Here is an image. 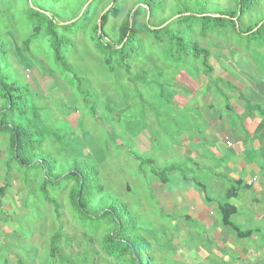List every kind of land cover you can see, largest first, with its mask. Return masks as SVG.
Returning a JSON list of instances; mask_svg holds the SVG:
<instances>
[{"label":"rangeland","instance_id":"374dc122","mask_svg":"<svg viewBox=\"0 0 264 264\" xmlns=\"http://www.w3.org/2000/svg\"><path fill=\"white\" fill-rule=\"evenodd\" d=\"M85 1L62 0L53 6L44 0H0V37L7 50L4 61L11 64L15 79L37 96L31 101L28 119L31 123L35 113L42 126L60 139L44 134L40 151L56 162L55 175L69 171L74 160L96 166L102 194L91 210L102 211L112 199L127 203L155 251V264H241L236 255L242 243L230 240L221 224L210 228L194 220L192 201L200 196L196 184L204 183L198 176L206 172L198 170L204 163L191 160L190 144L204 122L223 125L224 115L230 114L224 109L225 97L236 112L242 110L240 95L253 90L264 94V48L244 52L217 35L209 34L205 40L194 35L212 56L208 61L213 72L207 76L199 60L188 62L186 69H175L166 44L151 45L145 39L141 58L126 74L109 67L90 39L98 15L108 10L109 0H101L90 25L71 37L75 49L69 58L73 71L84 79V88L94 93L96 110L91 113L72 77H60L55 71L44 30L30 44L29 56L20 49L33 31L24 15L28 3L52 9L68 21L84 9ZM160 1L163 4L152 13L150 28H160L175 12L213 16L207 5L219 12L235 10V0ZM143 8L139 0H126L122 16L108 17V42H117L118 28L129 12H139L137 23L142 28L147 20ZM260 10L264 11V0L242 23L247 25ZM176 30L171 27L169 31ZM6 146L7 137L0 135V264H127L103 252L107 223L96 231L85 227L73 213L67 188L51 193L60 206L57 222L53 208L38 192L41 174L30 173L24 180L21 173L6 172ZM138 158L152 163L140 165ZM167 167L184 168L186 173L176 170L161 184L151 172ZM57 231L61 236L51 257L50 239Z\"/></svg>","mask_w":264,"mask_h":264},{"label":"trees","instance_id":"16d2710c","mask_svg":"<svg viewBox=\"0 0 264 264\" xmlns=\"http://www.w3.org/2000/svg\"><path fill=\"white\" fill-rule=\"evenodd\" d=\"M44 1L54 6L62 0ZM125 1H108V10L102 11L97 17L96 24L90 28V39L109 67L126 74L131 71L132 64L141 58L146 40L150 41L151 45L165 43L169 59L175 69H186L188 62L199 60L200 66L207 76L213 72L208 61L212 56L209 51L200 47L198 39L193 38L194 35L201 40H205L209 34L217 35L225 42H234L244 52L264 48V11L260 10L256 17L249 18L247 25L242 23V18L245 15L250 16L259 10L263 0H235V10L224 12H219L207 5L206 8L213 16L195 14L179 16L175 12L170 19L160 23L158 29L150 28L149 25L151 24L150 20H153L152 13L154 15L163 1L139 0L142 6L146 7L141 9L147 18L142 23V28H139L137 23L139 12L135 11L132 14L129 12L118 28L117 42L109 43L105 34L108 17L111 15L117 18L122 16ZM100 2L101 0L85 1L84 9L68 21L62 20L59 14L52 9L46 10L34 2L32 5L28 3L25 6L24 15L33 31L21 43L20 47L22 54L29 56L30 44L36 41L44 30L55 71L60 77L67 75L72 77L78 96L91 113L96 110L94 93L84 88V79L73 71L69 58L75 49L71 37L84 32L90 25L94 10ZM252 22L255 23L251 25ZM171 27H175L177 30L171 33L169 31ZM6 53V45L0 37V101L2 102L0 135L7 137L5 151L9 158L4 165L6 172L12 169L21 173L24 180L30 173L41 174L42 181L38 192L42 201L53 208L57 222L60 218V206L53 200L51 193L67 188L68 200L73 213L85 227L96 231L107 223L109 231L101 242L102 250L106 255L113 257L118 262L126 261L127 264H155V251L147 237L141 234L143 228L138 225L139 219L127 203L112 199L106 201L102 211L91 210L90 205L102 194L96 166L86 161L74 160L69 171L61 175L54 174L56 162L48 154L40 151V145L44 134L53 137L58 142L60 139L51 130L42 126L35 113L30 123L28 111L32 108V102L37 99V96L30 93L26 84L15 79V73L10 70L11 64L4 61ZM232 89L234 88L232 87ZM217 91L221 93L219 90ZM244 103L248 112L256 111L259 116H264V108L250 105L246 99H244ZM128 150L131 152L132 148L128 146ZM138 159L140 165H151L152 163L147 159ZM176 170H179L181 175L186 173H184V168L167 167L153 170L151 174L161 184H166L168 178ZM218 209L223 227H229L237 237L242 238L249 235L241 233L230 223V216L234 212L232 208L219 205ZM60 236L57 231L51 237L50 256L56 251V243Z\"/></svg>","mask_w":264,"mask_h":264},{"label":"crops","instance_id":"0c3cea01","mask_svg":"<svg viewBox=\"0 0 264 264\" xmlns=\"http://www.w3.org/2000/svg\"><path fill=\"white\" fill-rule=\"evenodd\" d=\"M240 96L242 110L232 112L224 96V109L230 114L224 115L223 125L204 122L205 127L199 128L201 132L190 144L191 160L204 163L205 167L198 170L206 172L198 176L205 180L196 184L200 191H195L202 198L196 196L192 201L193 217L207 227L214 223L222 226L218 206L232 208L230 223L249 234L237 237L222 226L230 240L242 243L236 257L241 264H264V116L248 112L244 103L246 99L250 105L264 108V94L253 90Z\"/></svg>","mask_w":264,"mask_h":264}]
</instances>
